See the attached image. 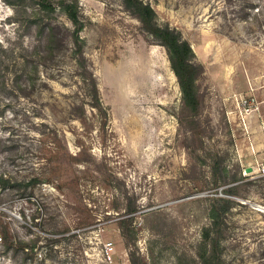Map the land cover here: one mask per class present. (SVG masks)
Instances as JSON below:
<instances>
[{
	"label": "rangeland",
	"instance_id": "374dc122",
	"mask_svg": "<svg viewBox=\"0 0 264 264\" xmlns=\"http://www.w3.org/2000/svg\"><path fill=\"white\" fill-rule=\"evenodd\" d=\"M145 1L190 43L197 109L124 0H79L102 109L66 16L0 0V264H203L219 199L217 261L264 264V0Z\"/></svg>",
	"mask_w": 264,
	"mask_h": 264
},
{
	"label": "trees",
	"instance_id": "16d2710c",
	"mask_svg": "<svg viewBox=\"0 0 264 264\" xmlns=\"http://www.w3.org/2000/svg\"><path fill=\"white\" fill-rule=\"evenodd\" d=\"M39 6V10L50 15H55L57 12H62L72 24V28L68 29L70 43L72 45L75 62L79 69L84 73L91 74L88 81L89 97L91 106L97 109H102L103 104L100 97L98 84L94 79L92 73L89 71L87 59L85 55V42L82 38V32L85 28L83 19V12L79 4V0H34ZM125 7L136 16L142 23L144 29L152 34L157 41L160 42L168 51L172 68L179 78L180 85L184 95L185 103L193 109L199 107V97L196 85V65L193 63L194 56L190 43L184 40L181 35L169 26H161L157 22V13L153 6L145 0H124ZM54 29H52V32ZM53 33L47 38L46 48L54 56L55 52L59 49V45L54 43ZM83 110L81 108H76ZM74 108V111H77ZM79 116H81L79 114ZM4 184L10 183L8 179L1 177ZM229 192V191H227ZM231 201L219 199L212 206L209 217L211 224L205 228L203 238L205 244L214 246L212 251L205 256H202L203 264H220L217 261V246L218 240L216 233L220 229L221 221L225 213L230 209Z\"/></svg>",
	"mask_w": 264,
	"mask_h": 264
},
{
	"label": "built area",
	"instance_id": "2783aa9c",
	"mask_svg": "<svg viewBox=\"0 0 264 264\" xmlns=\"http://www.w3.org/2000/svg\"><path fill=\"white\" fill-rule=\"evenodd\" d=\"M107 247H109L110 249H111V244H108V246Z\"/></svg>",
	"mask_w": 264,
	"mask_h": 264
},
{
	"label": "water",
	"instance_id": "95a60500",
	"mask_svg": "<svg viewBox=\"0 0 264 264\" xmlns=\"http://www.w3.org/2000/svg\"><path fill=\"white\" fill-rule=\"evenodd\" d=\"M252 170V168H249L248 171L250 172Z\"/></svg>",
	"mask_w": 264,
	"mask_h": 264
}]
</instances>
